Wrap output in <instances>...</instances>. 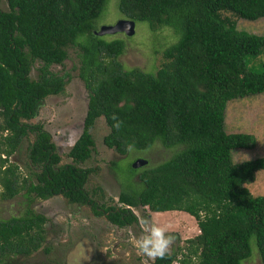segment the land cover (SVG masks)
Masks as SVG:
<instances>
[{
	"label": "trees",
	"instance_id": "obj_1",
	"mask_svg": "<svg viewBox=\"0 0 264 264\" xmlns=\"http://www.w3.org/2000/svg\"><path fill=\"white\" fill-rule=\"evenodd\" d=\"M1 2L6 9L0 8V197L24 189L25 208L20 216L0 218V264H17L16 256L37 250L45 217L29 206L55 195L89 205L117 227L136 222L130 208L145 217L142 207L192 216L198 233L184 250L172 249L155 264H243L251 246L264 264V194L253 195L245 186L264 169V155L234 162L231 151L252 148L255 139L224 130L227 101L264 93V66L257 70L248 62L264 47V32L238 30L221 15L256 20L264 17V0H118L123 18L173 32L176 39L161 50L154 72L123 69L117 61L123 41L94 34L107 0ZM69 45L78 49L77 74L87 103L81 133L67 153L71 163L59 164L49 133L24 120L37 114L46 96L62 92L69 75L49 67L62 65ZM100 117L108 128L102 144L119 154L127 146L146 149L155 140L172 149L155 166L130 169L139 186L121 191L118 207L89 196L84 184L93 168L77 165L95 150L89 130ZM28 134L33 140L27 159L37 170L33 180L19 185L17 167L7 157Z\"/></svg>",
	"mask_w": 264,
	"mask_h": 264
},
{
	"label": "rangeland",
	"instance_id": "obj_2",
	"mask_svg": "<svg viewBox=\"0 0 264 264\" xmlns=\"http://www.w3.org/2000/svg\"><path fill=\"white\" fill-rule=\"evenodd\" d=\"M118 0H107L102 16L97 20V27L111 25L123 17L117 10ZM2 10L6 9L3 2ZM238 30L255 34L264 32V17L256 20H244L229 12H222ZM99 25V26H98ZM107 40L119 38L123 41L122 53L117 61L123 69L138 68L144 72H154L161 64V50L175 41L171 29L167 27H150L142 21H134L130 35L124 33L104 34ZM67 56L62 65L52 64L49 69L57 74L69 75L61 93L48 95L37 110V114L24 120L29 124H38L50 135L55 145L59 164L71 163L67 153L74 140L82 130L86 111L87 91L78 77V49L69 45ZM251 67L262 69L264 66V47L256 56L249 58ZM249 65V66H250ZM36 61L30 67L29 77L37 76ZM1 120V119H0ZM224 130L253 135L255 144L252 148H237L231 151L234 162L249 160L264 155V93H258L239 99L229 100L224 110ZM90 134L94 142V152L88 160L77 164L81 168H93L84 184L85 190L98 204L120 206L117 198L121 191L138 185L136 175L131 179L130 169L136 159H145L143 167H152L168 158L172 149L163 148L156 140L146 149L126 150L119 154L102 144V137L108 128L102 117L95 120ZM2 134V132H0ZM33 140V134L21 140L16 151L7 157L8 164H14L19 175L18 184L26 185L33 180L35 168L29 165L26 146ZM3 157V155H0ZM141 166V167H142ZM26 180L23 182V180ZM253 195L264 194V169L254 174V180L245 184ZM0 187V191H1ZM21 189L11 198L0 197V218L20 216L24 212L25 198ZM33 211L45 217L42 224V240L36 251L27 256H16L17 264H150L146 256L135 247V241L142 233L139 223L117 227L104 215L93 214L89 205L69 204L61 195L47 199H33L29 206ZM135 215L138 210L131 209ZM142 210L153 223L166 227L175 235L171 249L180 247L184 250L186 240L198 233L195 220L183 211L151 212L147 207ZM182 250V251H183ZM243 264H261L256 249L251 246V253ZM176 264V262H172Z\"/></svg>",
	"mask_w": 264,
	"mask_h": 264
},
{
	"label": "clouds",
	"instance_id": "obj_3",
	"mask_svg": "<svg viewBox=\"0 0 264 264\" xmlns=\"http://www.w3.org/2000/svg\"><path fill=\"white\" fill-rule=\"evenodd\" d=\"M113 118L115 119V117ZM114 127L119 128L120 122H117ZM127 150H131V146H127ZM138 223L142 234L137 237L135 247L151 260L152 264H155L157 259H165L170 253L171 246L175 243V235L166 227L153 223L149 217H138Z\"/></svg>",
	"mask_w": 264,
	"mask_h": 264
},
{
	"label": "water",
	"instance_id": "obj_4",
	"mask_svg": "<svg viewBox=\"0 0 264 264\" xmlns=\"http://www.w3.org/2000/svg\"><path fill=\"white\" fill-rule=\"evenodd\" d=\"M134 21L126 18L118 19L111 25H101L99 26L97 31H94L96 35H104V34H115V33H124L126 35H130L133 31ZM146 163L145 159H136L132 163V168L136 169L141 167Z\"/></svg>",
	"mask_w": 264,
	"mask_h": 264
},
{
	"label": "flooded vegetation",
	"instance_id": "obj_5",
	"mask_svg": "<svg viewBox=\"0 0 264 264\" xmlns=\"http://www.w3.org/2000/svg\"><path fill=\"white\" fill-rule=\"evenodd\" d=\"M131 209H133V208H130V210H131ZM134 210H138V209L134 208ZM131 211H132V210H131ZM132 212H133V211H132ZM133 214H134V213H133ZM134 215H135V214H134ZM135 216H136V219H137L135 223H137V222H138V217H140L139 210H138V214L135 215ZM151 263H152V261H151ZM151 263H150V264H151Z\"/></svg>",
	"mask_w": 264,
	"mask_h": 264
},
{
	"label": "bare ground",
	"instance_id": "obj_6",
	"mask_svg": "<svg viewBox=\"0 0 264 264\" xmlns=\"http://www.w3.org/2000/svg\"><path fill=\"white\" fill-rule=\"evenodd\" d=\"M171 211H174V210H171ZM163 212H166V211H162V213H163Z\"/></svg>",
	"mask_w": 264,
	"mask_h": 264
}]
</instances>
